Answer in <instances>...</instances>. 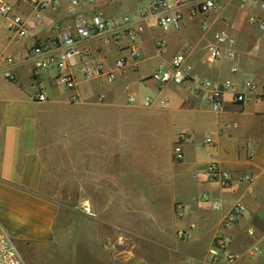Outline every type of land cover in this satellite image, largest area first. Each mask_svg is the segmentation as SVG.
<instances>
[{
	"label": "crops",
	"instance_id": "crops-1",
	"mask_svg": "<svg viewBox=\"0 0 264 264\" xmlns=\"http://www.w3.org/2000/svg\"><path fill=\"white\" fill-rule=\"evenodd\" d=\"M153 1L96 0L76 8L59 0L36 19L32 4L11 0L10 14L0 15V227L18 249L34 255L28 264H209L217 237L235 256L219 264H264V31L251 21L264 20V0H215L210 13L198 10L199 0H182L178 28L146 27L134 45L138 58L124 35L110 45L83 41L80 49L92 57L71 69L76 91L54 84L55 69L34 68L37 44L94 16L143 24L137 12ZM14 17L24 21L26 37L11 30ZM221 31L234 43L212 60L209 50ZM177 55L198 80L231 82L238 91L255 82L256 101L241 105L228 92L221 112L213 113L184 88L160 87L151 75L168 69ZM8 58H15L14 66H7ZM121 58L127 65L113 83L84 79L82 64L102 59L114 71ZM7 68L14 81L5 77ZM39 91L46 101L36 100ZM183 134L185 159L175 162ZM212 162L234 175L230 188L207 178ZM60 164L67 165V186L82 189L86 211L82 234L66 242L57 233L61 207L42 192L56 187L52 182L59 179L50 173ZM246 176L250 182L242 181ZM239 204L245 213L223 226ZM181 232L186 239L178 238Z\"/></svg>",
	"mask_w": 264,
	"mask_h": 264
},
{
	"label": "built area",
	"instance_id": "built-area-1",
	"mask_svg": "<svg viewBox=\"0 0 264 264\" xmlns=\"http://www.w3.org/2000/svg\"><path fill=\"white\" fill-rule=\"evenodd\" d=\"M72 7H80L84 3L92 4L96 0H67ZM252 3H257L259 0H249ZM20 2H28L32 4L36 13V19L41 18L43 11L50 8H56L59 5V0H20ZM182 0H154L147 6L141 8L137 12V20L143 24L134 25L130 17L109 21L101 16H94L90 21L80 20L75 31H62L54 40L37 44L32 52L34 59V68L37 73L55 69L57 76L54 84L67 91H76L78 84L75 75L71 69L78 65V59L92 57V53L88 49L81 50L80 44L89 39H99L105 45L118 43L124 35L133 46L131 55L134 58L139 57L138 51L134 45L137 38L142 34L146 27H160L167 31L171 27H177L183 20V14L180 11ZM217 8L215 0H199L198 10L201 13H210ZM264 9V3L262 4ZM12 11L11 0H0V15L8 16ZM252 22L258 23L261 31H264V20L256 18L251 19ZM204 30L207 26L204 25ZM11 30L17 33L20 37H26L27 31L24 21L21 17L12 19ZM214 44L210 47L209 57L212 60L222 58V47L224 45H232L234 40L226 31H221L215 34ZM236 58L235 53H231L228 57L230 61ZM7 66L15 65V58L6 60ZM127 61L121 58L115 63L114 71H107L102 59H93L92 63L82 64V73L86 81H92L96 78L105 77L109 83H113L116 78V73L125 71ZM236 72V68H233ZM5 77L10 81L15 80V75L11 68H7L4 72ZM151 79L160 87H165L169 84L177 85L186 89L196 98H200L213 113H220L222 110L224 96L228 92H232L235 101L241 105L252 104L256 101V94L260 87L253 81L244 83V90L238 91L237 86L231 82L215 83L205 79H196L191 75L190 69L186 66V59L183 55H177L173 58L171 66L168 69H159L151 75ZM36 100L43 102L47 100L45 93L39 91L35 96ZM73 101L78 99V94L73 93L71 96ZM134 100V99H132ZM150 103L148 99L147 104ZM187 135L183 134L175 144L173 150V158L175 162H182L185 159L183 141ZM207 144H212L211 139H207ZM205 175L210 181L218 183L223 188H230L235 181L234 175L223 170L218 163H209L205 169ZM242 181L250 182L251 177L246 176ZM215 210L218 207L214 204ZM244 205H236L229 215L224 219L223 226L230 227L235 224L245 213ZM182 216V212L180 213ZM251 234V233H250ZM178 238L184 240L187 235L184 232L178 234ZM229 243L222 237H217L214 241L215 250L212 251V260L209 264H219L224 259L229 263L235 261V256L228 251ZM0 264H26L20 250L13 239L0 227Z\"/></svg>",
	"mask_w": 264,
	"mask_h": 264
},
{
	"label": "rangeland",
	"instance_id": "rangeland-1",
	"mask_svg": "<svg viewBox=\"0 0 264 264\" xmlns=\"http://www.w3.org/2000/svg\"><path fill=\"white\" fill-rule=\"evenodd\" d=\"M59 168L60 171L50 173L54 178L59 179L52 182L56 187H44L42 192L52 200L58 202L61 207V216L57 222V233L60 234V241H62L63 238L64 240L62 242H66L70 234H74V232L82 234L84 226L83 217L86 211L84 209V204H80L82 189L67 186V165L60 164ZM19 249L25 263L28 264L31 262L32 255L30 256L27 254L21 247H19Z\"/></svg>",
	"mask_w": 264,
	"mask_h": 264
}]
</instances>
